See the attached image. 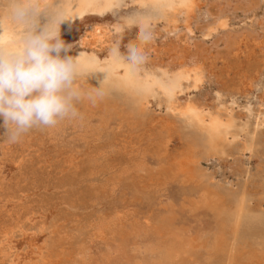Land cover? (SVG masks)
I'll return each mask as SVG.
<instances>
[{"label":"rangeland","instance_id":"rangeland-1","mask_svg":"<svg viewBox=\"0 0 264 264\" xmlns=\"http://www.w3.org/2000/svg\"><path fill=\"white\" fill-rule=\"evenodd\" d=\"M135 1L136 0H114L111 6L102 10L98 8V4H93L94 6H89L82 14L73 17V19L62 22L60 25L61 39H63L66 44L72 45L71 49L66 54L74 58L78 57L80 54L81 65L87 70L96 66L100 69L101 67L103 68L107 64L106 57L112 47L119 43L121 45V50L124 51V46L127 45V43L135 41V26L133 23L128 24L125 21V19L133 14L138 8ZM212 1L213 0L197 1L198 9L195 14H192V18L188 21L183 17L180 18L178 22L181 29L186 28L188 25L192 28V39L194 38L192 42L202 44L198 49L201 50L204 48V53L206 50H210V52L207 51V53H211L208 58V60H210L209 74L211 75V70L212 73H214V75L212 74L213 76L211 75L213 79L209 77L206 81H199L197 85L192 82L185 83L186 88H184L182 94L192 96L196 99H201V97L204 98V96H206L208 98H213L216 106H225L227 113L226 115L221 114L224 116H221L220 120L224 123L226 121L225 116H229L235 121V125L233 124V126L229 128L232 133H229L227 136L228 142L235 140L236 142L238 141V146H241L246 142L248 126L252 120L251 106L254 104L255 97H257V95L264 97V81L263 77H261L264 69V64H262L264 63V51L262 52L261 49L259 52L256 44L253 45L254 48L253 46L250 48V46H248L250 45L248 39L245 36H241L235 43L236 48L234 51H228L224 49L223 45L219 44L221 48H218V52H214L215 44L212 46L214 41L213 37L208 36L204 37V39L202 36L203 27H201L209 21V17L204 13L205 5H208L210 11L214 12L215 0ZM226 1L230 2L232 6L237 8L235 9L234 17L229 19L230 28H238L240 25L247 26L256 11V13H258L257 15H261L264 11V4L257 8L254 3L252 4L250 2L253 9L254 7L256 9L248 11L249 6L244 5L242 0H237L239 3L236 0ZM54 3L56 4L57 1L55 0ZM47 12L53 14L52 7L49 8ZM249 12L251 13L249 14ZM44 20L47 22V18L42 16V24L45 22ZM96 24H99V26L104 28L106 27L107 30H109L110 38L106 40L103 39L106 44L103 43V45L105 44L104 46L102 45L103 47L100 46V44H97L95 47L96 49L94 48V50L87 45L82 46L80 40L85 33V30ZM163 27L168 26L166 24L162 25L161 23L159 28L163 29ZM160 39V37H157L156 42L161 41ZM167 52V48L158 53L147 52L149 57L148 62L138 73L141 74L144 69L152 63L158 62L157 65L162 66L163 60H165L164 63L166 62L165 64L163 63L164 66H167V62L173 56V53ZM61 55H65V53L62 52ZM167 57L169 58L167 59L168 61H166ZM159 62L161 64H159ZM102 71H107L108 74L111 73L116 76L126 75L123 72L115 71L114 68L111 71L108 69H102ZM102 74L105 76L103 72ZM254 76L257 77L255 78ZM252 77L254 78L252 79ZM248 80L254 81L253 88H251L252 92L249 95V104H247L244 94L240 91L242 85L245 86V83ZM219 84L222 87H220ZM238 92L240 95H238ZM220 93L227 95L226 97H222L224 98L223 103H218L216 100L218 96H221ZM156 99L157 98H149L148 100L149 106L147 114L151 119L149 118L148 123L143 126H128L126 122L122 121V123H120V120L114 119L115 121L112 120L106 128H102L101 126L99 128L93 127L94 132L103 133L100 137L95 133L93 136L89 135V137H85L81 135L78 129L75 130L73 126L70 127L69 124H67L69 127L66 126L54 131L52 129H37L39 132L26 134L23 140L17 144H8V146H6V143V148L4 147L3 149L4 153L0 157L1 160L4 162L12 160L21 161L19 162L18 169L12 171L10 175L3 173L0 168V228L11 222L14 223L17 221L30 224L24 216L32 214L40 217L51 211L53 213V218H55L54 220H57L58 224H66V228H68V230L65 231L64 228H62V225L60 227L63 230L60 241H63V243L65 242V245L63 244L62 247H59L57 250H60L59 254L61 253L60 257L62 260H64L72 250H75L74 248H77V246L81 244L84 245L87 250L88 259L86 262L88 263L86 264H102L105 258L106 262L104 261V264H148V259L152 261V263H155L156 261L152 260V258L157 256L158 251L162 254L167 250L168 246H180V242L181 244L183 243L180 237L192 242L194 246L193 253L195 255V260L196 257L200 261L213 260V250H215L219 239V225L216 224L218 222L213 217V212L207 208V201L204 194L201 192L190 191L186 200L184 199V192L188 191V189L185 190L183 188L179 179H168L165 176L166 173H163V171L157 172L154 170L158 167L156 162L158 159L157 156H159V158L164 156L167 165V162L170 163L171 161L178 159L185 153V151H187L185 140H177L174 134L172 135V142L167 147V153L164 154L160 149L159 143L161 140L159 141V139L165 133L166 128L162 127L161 123L164 120H170V118L168 115L165 117V114H168V106L165 104L166 102L163 101L161 97L157 99V102H154ZM159 102L162 103L160 104V108L157 105ZM206 112L208 113V109L203 111L205 114L204 117H206L204 118L205 124H207L210 119ZM240 112H242V116L240 115ZM263 113L259 124V129L261 130L260 138L263 139H260L261 143L259 144V148H262V150L264 148ZM94 118L95 117H93V119ZM116 120H118V122ZM96 121L97 120L94 122L96 123ZM0 128L6 129L2 117H0ZM26 136H28V139ZM85 144H87V146ZM211 156L213 158H211ZM211 156L200 159V169L207 175H211L213 181L219 185L223 187L232 185V189L237 188V185L242 181V178H237L236 175H233L229 171V163H231V161H229L228 164L221 162V160H225L226 156L220 151L218 154H212ZM260 157H262V155H259L258 158L252 157L249 159L250 157L245 155L237 158V162H234L233 160L232 162L236 165L238 163L239 166L242 165V168H244V166H249L255 178L262 175L261 177H263L264 183L263 162L260 165L261 170L257 171L256 169V165H259L258 162H260L261 159H264V153L263 158ZM139 162L142 163V166L137 169L135 165ZM132 165H134V167ZM254 169L255 171H253ZM255 178L249 179V181L251 180L250 188H252L250 193L256 197L255 199L250 200L252 207L257 201L264 197V188L262 190L259 187V184H255ZM4 180L7 181L5 182ZM258 191H260V193ZM189 199H191V201ZM186 207L189 209L188 212H186ZM119 208H130V216L126 219H121V221L119 220L120 223L118 222L116 224L117 226L115 225V228L112 227V234L107 232V235L104 233L102 236L101 233L93 232L92 229L99 218L107 217V220L110 221L114 212L120 210ZM197 209L200 210L198 211ZM205 212H207V214ZM145 217H149L153 224L150 222V224L147 225L145 223ZM167 222L169 224H167ZM132 227L135 229L133 230ZM160 227H162L164 231L159 230ZM119 229L121 233L117 232L116 234V231ZM79 230H81V232ZM18 232L21 234L19 230L16 231L14 234L15 239L20 238ZM90 233L92 234L90 235ZM125 233L132 237L127 236ZM124 234L127 237H125ZM87 235L88 237H86ZM90 236L91 238H98L91 239L89 238ZM54 237L55 236L53 235V240L56 238ZM86 238L88 239L86 240ZM133 239L134 241H132ZM125 240L129 242H125ZM112 246H114V248ZM106 247L108 248L107 251ZM126 250L128 251V254H126ZM130 255L135 257L132 259ZM148 255L149 258L147 259Z\"/></svg>","mask_w":264,"mask_h":264},{"label":"bare ground","instance_id":"bare-ground-1","mask_svg":"<svg viewBox=\"0 0 264 264\" xmlns=\"http://www.w3.org/2000/svg\"><path fill=\"white\" fill-rule=\"evenodd\" d=\"M54 1L55 0H42V7L45 9L47 8L46 11L52 7L53 14L63 13L71 16L72 18L82 14L87 10L89 6L91 5L94 6L93 4H98V8L102 10L108 8L114 2V0H56L57 3L55 4ZM197 1L200 2V0H136L135 2L138 8L134 11L133 14H131L129 17L125 19L126 23L134 24L136 20H141L143 22H151L156 32V36L160 37L161 41L158 40L159 42H156L157 40H155L152 44L148 45L146 47V52L158 53L167 48L168 52L173 53V56L171 55L173 58L171 57L169 61L167 60L169 58L168 57L166 58V61H168L166 64L167 66H164V64L166 63V62L164 63L165 60H163L164 64L162 63V66L157 65L158 62L156 61L157 63H152L148 65V67H146L141 74L138 73L135 76H128V75L116 76L114 74L109 73L105 77L101 71L102 69H108L106 65L108 64L110 59L109 53L106 57L107 64L103 68L101 67V69L96 66L90 70H87L86 68H83V66L81 65L82 67L81 70L84 73L93 72L88 76L86 82L90 84V86L93 87L100 86V83L105 78L104 85L108 89V95L102 101L97 103L95 106L90 105L86 101L80 104L79 108L83 114L82 120L64 121L61 122L57 127L53 128L52 130L54 131L56 129H62L68 126L67 124H69V126L70 127L73 126L75 130L78 129L82 136L89 137V135L93 136L95 133L100 137V135H102L103 133L101 132L96 133L93 131V129L99 128L100 126L102 128H106L107 125L114 119L120 120V123H122V121L126 122L128 126L129 125L143 126L146 123H148V120L150 118L149 115L147 114V109L149 106L148 104L149 98L158 99L161 97L163 101L166 102L165 104L168 106V112H167L168 114H165V117L168 115L170 120L168 121L164 120L161 123L162 127H166V128H165V133L159 139V141L161 140L160 143L158 142L160 144L159 145L160 149L163 151L164 154L167 153L166 152L167 147L172 142V137H173L172 135L174 134L177 140H185L187 145V151H185L184 149L185 151L184 154H182L178 159L171 161L170 163L167 162V165L164 160V156L160 158L159 156H157L158 159L156 160V162L158 167L155 168L154 170H156L157 172L163 171V173H166L165 176L168 179H173V178L179 179V181L183 185V188L185 190L188 189V191L184 192L185 195L184 199L186 200L188 198L187 195H189L190 191L201 192L202 194H204V197L206 198L207 201L206 202L207 208H209V210L213 212L214 214L213 217L218 222L216 224L219 225L218 226L219 239L215 250H213V255H214L213 260H208V261L203 260L204 261L203 262L198 260L197 257L195 260L194 259L195 255L193 253L194 246L192 242L188 241L185 238L180 237V239L183 242L181 244V242L179 241L180 239L178 240L180 242V246L177 244L179 242H177L176 244L178 246H170V247L168 246L167 250L164 251L162 254H160L161 252L158 251L157 256L152 258V260L156 261L155 263H152V261L148 259L149 258L148 255L147 263L148 264H195V263L196 264H264V197L261 198L262 197L261 195L260 197L261 199L257 201L253 207L251 206L250 200L255 199L256 197L252 195V193H250L252 188H250L251 180L249 181V179L255 178L254 174L249 166L246 167L244 166V168H242L241 167L242 165L239 166V164L237 163L238 165L237 166L232 162V160L234 162H237L236 161L237 158L243 157L245 155L250 157L249 159H251L252 157L258 158L259 155H262V157L260 158H263L264 148L263 150L262 148H259V144L261 143L260 141L261 130L259 129V124L261 122V115L264 110V97L258 95L257 97H255L254 104L251 106L252 120L248 126V135L246 136V142L241 146H238L237 144L238 141L236 142L235 140H233L232 142L229 141L230 142L229 143L227 139L228 134L232 133V131L229 128H231L233 124L235 125L234 119H232L229 116H225L226 121L224 123L220 120L221 116L223 117L227 113L225 106H216L213 98H208L206 96H204V98L201 97V99L200 98L196 99L192 96H187L185 94H182L184 88H186L185 83L192 82L197 85L199 81L202 82L206 81V79L211 77L212 74L214 75V73H212V70H211V75L209 74L210 60H208V58L211 53H207L208 50H206V52L204 53L203 47H202L203 49L201 50L198 49L199 47L202 46L201 43L196 44L195 42H192V40L194 39V38L192 39L193 30L189 25L186 28L181 29L178 24L180 18L184 17V19L186 18V20L188 21L192 18V14H195L196 10L198 9ZM237 2L239 3V1ZM250 2L252 4L254 3L257 8H259L261 5L264 4V0H242V3L244 5L249 6L248 11L253 9V6H251ZM235 9L237 8H235V6H232L231 3L227 2L226 0H215L214 12H211L208 5H205L204 13L209 17V21L205 23L204 25L205 27L200 25L201 27H203L202 30L203 38L212 36L214 41L213 44L212 43L211 44L212 46L215 44L214 52H218L219 51L218 48H221L219 44L223 45L224 49L228 51H234L236 48L235 46L236 41H238V39L241 36H245L249 41L248 43L250 45L248 44L247 45L250 46V48H252L251 46L256 44V46H258L257 49H259V52L261 49L263 52L264 51V14H263L264 11L263 13L261 12L262 13L261 15L260 14L257 15L258 13H256L257 11L255 10L256 12L251 17L250 23L247 26L240 25L238 28H230L229 19H232L234 17L233 15ZM254 9L256 8L254 7ZM250 13L251 12H249V14ZM161 23L162 25L166 24L168 27H163V29L165 28L164 30L162 28H159ZM20 31H22V29L15 26L6 27L3 34L0 35V42H2L9 49L15 50L19 46L18 33ZM108 38H110L109 30H107L106 27L104 28L102 26H99V24L98 25L96 24L95 26L85 30V33L82 35V38L80 40V44L82 46L87 45L91 49H94L97 44H100V46H102L103 43H105V40ZM208 52H210V50ZM159 64L161 63L159 62ZM257 76L254 77L256 78ZM254 77H252V79ZM261 77H263V81H264V69ZM211 79L213 78L211 77ZM253 85H254V81L248 80L246 81L245 86L242 85V87L240 88L241 93L244 94V97L247 100V104H249V100H250L249 95L252 92L251 88H253L252 87ZM238 95H240L239 92ZM226 96H227L226 94H221V96H218V98L216 99L217 102L223 103L224 98L222 97H226ZM157 99L154 102H157ZM160 104L162 103L159 102V104H157L159 108H160ZM206 109H208V113L207 112L206 113L210 117L209 122L207 124H205L204 118L206 117H204L205 114L203 113V111ZM241 114L242 112H240V115ZM93 117H95L96 119L95 118L93 119ZM95 120H97L96 123L94 122ZM118 120L116 121L118 122ZM34 132L36 133L39 131L37 129H33L28 133L31 134ZM26 137L28 139V136ZM6 140H7V128L6 129L0 128V157L4 153L3 149L6 145V143L4 142H6ZM85 145L87 146V144ZM6 146H8V144ZM219 151L221 153L223 152L226 156L225 160L222 158L224 161L221 160V162L228 164L229 161H231V163H229L230 164L229 171L233 175H236L237 178H242L241 179L242 181L237 185V188L235 189H232V185L226 187L219 185L218 183L213 181V177L211 175H207L205 172H203L200 169V163H201L200 159L209 157L212 154H218ZM211 158L213 157L211 156ZM20 161L21 160H12L9 162H4L0 158L1 171L6 175H10L12 171L18 169ZM140 162L137 165H135L137 169L141 168L142 166V163ZM262 162L264 164V159H261L260 162H258L259 165H256L257 171L261 170L260 165L262 164ZM132 166L134 167V165ZM253 171H255V169ZM261 176L255 178V184H259L260 185L259 187L263 190L264 183H263V177ZM258 192L260 193V191ZM191 199L189 200L191 201ZM126 208H119L120 210L114 212V215L110 221L107 220V217L99 218L98 220L96 219L97 223H95V226L92 229L93 232L95 231V233H101V235L102 234L104 235V233H106L107 235V232L109 234H112L113 232L112 227L115 228V225L119 222V220L121 221V219H126L128 216H130V212H131L129 210L130 208L128 209ZM188 210L189 209L187 208L186 212H188ZM197 210L199 211L200 209ZM205 213L207 214V212ZM52 214L53 213L51 211L48 214L41 215L40 217L29 214L28 216H24V217L27 218L30 224L17 221L14 223L9 222L10 224L1 227L0 228V264H86L88 263L86 262V260L88 259L86 247H84V245L81 244L79 246L76 245L77 248H74L75 250H72L66 256V258H64V260L61 259L60 257L61 253L59 254L60 250L58 251L57 249H59V247H62L63 244L65 245V242L63 243V241H60L62 238L61 235L63 234L62 233L63 230L60 227L62 225V228H64L65 231L68 230V228H66V224L64 223L58 224L57 220H54L55 218H53ZM150 220L151 219H149V217H145V223L147 225L150 224L151 222ZM167 224L169 223L167 222ZM162 227H160L159 230L164 231ZM134 229L135 228H133V230ZM18 230L21 232V234L18 232L20 234V238L15 239L14 234ZM79 231L81 232V230ZM117 232L121 233L120 229L116 231V234ZM91 234L92 233H90V235ZM53 235L56 237V238L54 237L55 240L52 239ZM126 235L129 236V234ZM126 235L125 237H127ZM86 237H88V235ZM89 238H91V236ZM87 239L88 238H86V240ZM132 241H134V239ZM125 242H129V241L125 240ZM114 246L112 247L114 248ZM107 249L108 248L106 247V251ZM126 254H128V251ZM130 257L133 259V257L135 256L132 257L130 255ZM104 261L102 264H104Z\"/></svg>","mask_w":264,"mask_h":264},{"label":"clouds","instance_id":"clouds-1","mask_svg":"<svg viewBox=\"0 0 264 264\" xmlns=\"http://www.w3.org/2000/svg\"><path fill=\"white\" fill-rule=\"evenodd\" d=\"M42 16L46 23H41ZM70 19L63 13L49 14L42 0H0V35L8 26L22 29L15 50L0 42L4 143H20L33 129H53L64 121L82 120L80 104L86 101L95 106L108 95L105 78L99 87L90 86L86 82L93 72L81 70L80 54L75 58L66 54L72 45L61 39L60 25ZM134 26V42L127 43L124 51L119 43L110 49L109 71L114 68L135 76L148 62L146 47L156 40V32L151 22L136 20Z\"/></svg>","mask_w":264,"mask_h":264}]
</instances>
